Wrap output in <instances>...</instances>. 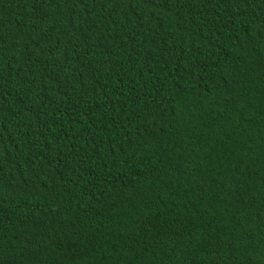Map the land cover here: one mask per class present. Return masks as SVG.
Masks as SVG:
<instances>
[{
	"label": "trees",
	"instance_id": "trees-1",
	"mask_svg": "<svg viewBox=\"0 0 264 264\" xmlns=\"http://www.w3.org/2000/svg\"><path fill=\"white\" fill-rule=\"evenodd\" d=\"M0 264H264V0H0Z\"/></svg>",
	"mask_w": 264,
	"mask_h": 264
}]
</instances>
